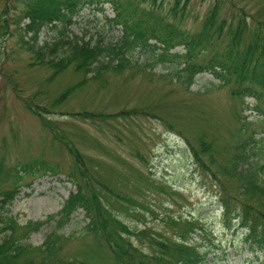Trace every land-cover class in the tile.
<instances>
[{
    "label": "rangeland",
    "instance_id": "1",
    "mask_svg": "<svg viewBox=\"0 0 264 264\" xmlns=\"http://www.w3.org/2000/svg\"><path fill=\"white\" fill-rule=\"evenodd\" d=\"M23 1L6 0L9 8H16L8 14L17 15ZM158 2L163 9L160 12H167L173 0ZM212 4H220V16L227 19L231 13L244 12L249 24L264 21V0H186L183 16L174 22L190 30L199 29ZM3 5L0 0V7ZM78 12L66 26L69 36L91 43H115L121 36V26L107 21L114 15L109 4L85 5ZM23 23H8V33L0 35V159L5 166L34 160L52 168L37 171L34 176L24 173L7 205L9 216L18 226L40 223L36 230L28 229L22 240L31 247L29 257L37 260L34 249L53 240L60 245L55 259L87 254L109 257L104 248L82 236L86 222L82 212L55 227L63 201L76 189L65 177L71 164L75 165L76 176L82 174L84 166L93 170L94 177L86 180L88 186L98 178L128 198L114 197L112 205L117 217L128 226L167 240L182 233L190 244L207 252L204 264H264V251L251 249L241 228L222 224L217 200L216 180L222 181L223 176L216 169L229 161V146L240 135L242 121L247 126L241 135L253 138L249 145L264 161L262 114L248 111L238 97L230 95L232 83L220 84L223 82L206 70L194 74L190 81L182 80L177 77L184 72H175L167 61L148 66L145 50L135 56L139 64L135 67L106 71L93 80L88 73L82 76L67 69L47 81L52 70L28 66L31 55L16 46L15 33ZM38 35L46 41L54 36L49 28H42ZM207 49L199 54L196 50L191 61L203 63L214 51ZM74 84L79 85L63 95L62 103L41 110ZM244 101L253 103L251 98ZM86 112L91 115L86 119L78 115ZM199 135L214 149L198 154L203 165L192 154ZM66 144L78 151L83 167L74 162ZM80 177L75 180L82 181ZM2 188L11 185L4 183ZM133 243L147 252L142 248L146 246L143 240L134 239Z\"/></svg>",
    "mask_w": 264,
    "mask_h": 264
},
{
    "label": "trees",
    "instance_id": "2",
    "mask_svg": "<svg viewBox=\"0 0 264 264\" xmlns=\"http://www.w3.org/2000/svg\"><path fill=\"white\" fill-rule=\"evenodd\" d=\"M185 1L173 0L167 12H160L163 9L157 0H25L17 15H9L16 8H9L6 0H3L4 5L0 7V35L7 32L8 23L17 25L24 22L20 31L15 33L16 46L31 55L32 61L28 66H44L52 70L47 81H51L52 75L67 69L82 76L88 73L89 79L93 80L106 71L117 72L135 67L139 65L135 56L145 50L149 54L146 59L148 66L164 65L167 61L175 72H184L183 75L175 73L182 80L190 81L189 78L194 74L206 70L212 77L223 82L220 84L231 82L232 86L228 90L230 95L238 97L243 108L262 114L264 119V21L255 20L249 24L248 15L244 12L231 13L227 19L220 16L221 5L212 4L205 12L199 29L190 30L174 22L183 16ZM104 3L109 4L114 12L113 18L107 21H111L114 26H121L122 34L115 43L102 40L91 43L69 36L66 26L70 24L71 17L77 15L85 5L101 6ZM42 28H49L53 33L50 41L39 39L38 33ZM177 47L180 49L176 50ZM207 48L214 51L203 63L191 61L196 50L199 54L208 50ZM180 62H185L181 69ZM78 85L66 88L41 110L47 111L62 103L63 95L70 93ZM246 98H251L253 103L245 102ZM27 109L31 111V108ZM33 112L38 114V111ZM78 115L82 119L91 116L87 112ZM241 117L244 118L242 114ZM246 123H240V135H236L229 146L232 150L229 161L220 163L216 169L223 176L222 181L216 180L217 200L222 224L227 228H241L247 245L251 249L264 251V161L258 157L254 147L249 145L253 138L241 135L246 131ZM201 136L197 137L196 149L192 151L194 160L198 164L200 162L199 165H203V162L198 154L211 153L213 149L212 143L206 142ZM66 149L72 154L74 162L82 163L78 151L69 144H66ZM36 164L37 161L33 160L22 165L5 166L0 159V185H11V188L0 189V264L205 263L207 252L190 244L182 233L167 240L162 236L154 238L145 229L128 226L117 217L112 206L115 198H128L103 185L98 178H94V182L91 181L93 185L88 186L86 180L94 177L93 170L84 166L82 174L78 172L76 176L75 165L71 164L65 177L76 189L70 191L63 201L55 227L69 222L74 213L82 212L86 221L81 229L82 236L90 238L97 246L105 249L109 254L106 258L108 263L105 258L92 254L81 258L55 259L53 256H56L60 245H56L54 240L35 248L34 253L38 259L34 260L28 255L31 247L23 244L22 240L26 238L28 229L36 230L40 223L18 226L9 216L7 205L15 196L24 173L34 176L37 171L52 169L45 163L43 165L38 162L37 165L41 167H36ZM21 171L25 172L19 175ZM79 176L83 182L75 180ZM228 181L232 182V186H228ZM104 193L113 197H107ZM128 201L135 203L132 199ZM133 238L144 241L146 246L142 248H147L146 253L134 246Z\"/></svg>",
    "mask_w": 264,
    "mask_h": 264
}]
</instances>
